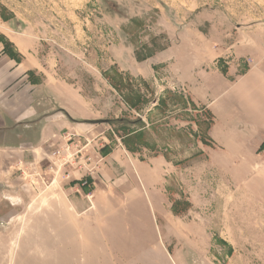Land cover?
<instances>
[{
  "label": "rangeland",
  "instance_id": "1",
  "mask_svg": "<svg viewBox=\"0 0 264 264\" xmlns=\"http://www.w3.org/2000/svg\"><path fill=\"white\" fill-rule=\"evenodd\" d=\"M0 43L51 130L0 149V264H264V0H0Z\"/></svg>",
  "mask_w": 264,
  "mask_h": 264
},
{
  "label": "crops",
  "instance_id": "2",
  "mask_svg": "<svg viewBox=\"0 0 264 264\" xmlns=\"http://www.w3.org/2000/svg\"><path fill=\"white\" fill-rule=\"evenodd\" d=\"M2 48L4 47L0 43V51H3ZM8 62L9 61L6 58L0 56V63H3L4 65L5 63L8 64L7 74L6 75L4 74L5 70L2 71V73L0 74V102L2 103L0 107L6 106L5 112L4 111L0 112V132H2L4 136V140H3L4 144L0 146V149L11 148L7 145V138H9L11 136V133H14V130L18 128L17 125H24L22 126L23 131H29V127L33 128L32 130H35V128H38L39 133H40L39 139L41 142H42V139H44L47 136L48 131H51L49 130L48 126L44 125L48 119L46 118L44 119L42 109L40 108L39 110V103L36 102L39 99L36 96L37 93L31 94V99L34 101L31 102V105H29L28 108L17 105L19 102H21L20 98L18 99V101L16 100L12 104H11V101L5 102L11 99L9 98L11 96V77L9 73L10 65ZM3 69L4 67H2V70ZM18 79H19L18 84L20 85L22 83L23 85L24 81H22L21 78H18ZM34 102L37 104L35 105ZM51 125L53 126L54 122H52ZM6 128H9L10 130H6ZM35 143H36V140H34L31 145L36 146ZM11 149H17V147L11 148Z\"/></svg>",
  "mask_w": 264,
  "mask_h": 264
}]
</instances>
